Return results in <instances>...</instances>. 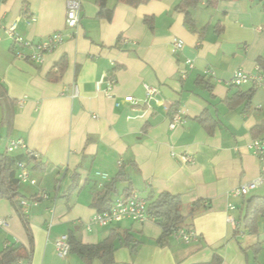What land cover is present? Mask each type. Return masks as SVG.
Masks as SVG:
<instances>
[{"label":"crops","instance_id":"crops-1","mask_svg":"<svg viewBox=\"0 0 264 264\" xmlns=\"http://www.w3.org/2000/svg\"><path fill=\"white\" fill-rule=\"evenodd\" d=\"M66 1L0 0V95L15 102L9 129L1 124L0 106V153L6 154L9 139H22L34 153L35 161H22L36 182L18 187L27 201L32 244L13 206L0 200V251L15 243L30 252L24 261L29 264H84L74 253L59 258L55 239L66 235L97 244L114 230L122 239L127 232L130 243L115 241L112 264H264V219L256 234L243 230L246 204L264 198V184L233 195L259 175L248 145L264 138V89L227 86L237 70L264 74V0H201L190 10L192 29L175 9L180 0L137 7L106 0L113 10L109 21L97 18L94 0H79L78 26L68 29ZM31 17L34 22L27 23ZM14 22L15 33L33 44L54 33L63 42L35 64L28 59L32 49L3 34ZM174 39L183 43L176 53ZM60 61L65 69L54 78ZM103 74L116 81L109 94L103 84L95 89ZM72 85L75 98L69 96ZM148 86L157 90L151 99ZM246 93L248 107L236 99ZM175 114L180 122L170 128ZM113 179L112 204L128 187L144 200L159 193L179 196L184 216L200 201L207 210L193 218L197 240L163 238L153 221L87 230L90 218L103 212L92 204L93 194ZM32 197L37 200L30 202Z\"/></svg>","mask_w":264,"mask_h":264},{"label":"trees","instance_id":"trees-1","mask_svg":"<svg viewBox=\"0 0 264 264\" xmlns=\"http://www.w3.org/2000/svg\"><path fill=\"white\" fill-rule=\"evenodd\" d=\"M128 6L137 7L141 4L147 3L150 0H118ZM98 7L97 18L111 20L113 10L106 6V0H94ZM201 0H180L175 6V9L184 14V24L186 27L192 29L193 21L191 19L190 10L196 8L200 4ZM264 10V4H263ZM148 19H145L147 21ZM263 66V65H262ZM56 70L52 77L56 78L61 75L65 69V62L60 61L56 64ZM264 68V66H263ZM251 93L236 94V99L240 103H245V106H249ZM14 101L9 100L5 95H0V106L3 112L2 125L9 129L11 120L14 116ZM199 121L203 125L206 119L199 118ZM25 160L31 162L34 160L33 156L25 155H9L0 153V200H8L17 213L28 237L31 241L30 228L28 220L25 215V207L22 205V201H25V197L18 191V181L15 177L16 165L18 162ZM35 161V160H34ZM39 166V165H38ZM36 164V167H38ZM119 181H123L121 175H117ZM76 189V185H72V191ZM129 187L124 189L126 195H130ZM116 193L115 179L107 182L102 190L93 194V205L98 208V211H106L111 208L112 201L110 196ZM36 197H32L30 202L36 201ZM147 212L153 222L158 225L162 230V237H168L174 235V233L184 230H192V221L196 214L203 210H207V207L201 204L200 201L194 203L188 213L184 216L181 213V200L179 196L171 195L168 193H159L157 195L149 196L146 200ZM260 218L264 219V198L253 197L248 200L245 209V215L243 218V230L246 234L253 235L258 231V221ZM236 232V231H235ZM124 239L120 238L119 233L112 230L109 236L97 243V244H83L81 241L71 237L69 239V254L74 253L84 264H91L93 260H99L102 264L113 263V253L116 250L115 241L118 240L119 244L124 242L130 243L129 234L124 233ZM130 246L131 252H136L138 247L137 242ZM30 252H27L23 246L15 243L6 244L0 251V264H17L19 261L29 260Z\"/></svg>","mask_w":264,"mask_h":264},{"label":"built area","instance_id":"built-area-1","mask_svg":"<svg viewBox=\"0 0 264 264\" xmlns=\"http://www.w3.org/2000/svg\"><path fill=\"white\" fill-rule=\"evenodd\" d=\"M79 13H80V1L79 0H67L66 1V16L65 25L68 29H75L79 23ZM34 22V18H29L27 23ZM16 22L3 27L2 31L8 38L12 39L15 44H18L24 48H30L33 50L32 54L28 59L35 63L40 64L43 61V56L45 53L51 52L56 46L63 42V37L60 33H54L44 40L38 43H31L22 39L18 36L16 32ZM183 47L181 40L174 39L172 42V52L176 53L180 51ZM18 57L23 58L22 54H18ZM26 58V57H24ZM116 81L112 76L103 74L100 79L95 84L96 91H100L101 85H105L104 93L109 94L110 89L113 88ZM244 85H250L253 89H264V74L258 69L255 74L246 73L242 70H237L232 75L231 79L227 82L229 87H242ZM146 96L152 98L156 93V88L145 87ZM78 95V88L76 85H72L69 90V96L75 98ZM126 102L133 101L132 97H127L124 99ZM157 105H162L160 100H156ZM180 122V117L178 115L172 116V121L170 123V128H173L177 123ZM252 154L257 158L259 164V175L256 180L249 182L247 184L241 185L240 187L233 190L234 196H244L248 192L256 189L258 186L264 184V138H257L251 141L248 145ZM6 153L9 155L15 154L18 151L23 152L25 156H34V153L29 151L27 145L22 139H9L6 144ZM183 160L192 164L193 161L189 157H183ZM102 179H108L106 174L97 173ZM15 177L18 184H29L35 185L36 182L32 179L28 166L24 161H20L16 165ZM42 197L46 198L45 195ZM22 205H27V202L22 201ZM231 209L233 207L231 206ZM123 220H131L136 223H143L145 221H153L147 212V203L144 199L140 198L135 194L124 195L117 198L112 204L111 208L95 213L86 224V229L90 230L92 227H106L115 223H119ZM228 220L234 223L232 219ZM0 224H4L0 221ZM174 236L181 239L185 243H190L197 240V235L193 230L184 231L180 230L174 233ZM56 255L65 259L69 254V239L68 236L63 235L55 239L54 241ZM17 264H29V262L19 261Z\"/></svg>","mask_w":264,"mask_h":264},{"label":"rangeland","instance_id":"rangeland-1","mask_svg":"<svg viewBox=\"0 0 264 264\" xmlns=\"http://www.w3.org/2000/svg\"><path fill=\"white\" fill-rule=\"evenodd\" d=\"M263 226V225H262ZM75 257V256H74ZM262 257H264V250H262ZM75 259H77L76 257H75Z\"/></svg>","mask_w":264,"mask_h":264}]
</instances>
